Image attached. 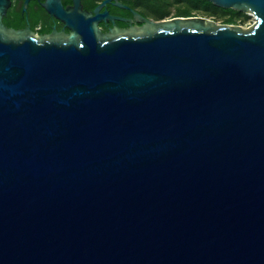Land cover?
I'll list each match as a JSON object with an SVG mask.
<instances>
[{
  "label": "water",
  "instance_id": "obj_1",
  "mask_svg": "<svg viewBox=\"0 0 264 264\" xmlns=\"http://www.w3.org/2000/svg\"><path fill=\"white\" fill-rule=\"evenodd\" d=\"M207 1L255 21L36 37L0 0V264H264V0Z\"/></svg>",
  "mask_w": 264,
  "mask_h": 264
},
{
  "label": "flooded vegetation",
  "instance_id": "obj_2",
  "mask_svg": "<svg viewBox=\"0 0 264 264\" xmlns=\"http://www.w3.org/2000/svg\"><path fill=\"white\" fill-rule=\"evenodd\" d=\"M154 0H10L3 23L11 29L27 31L36 37H67L73 30L56 12L76 7L97 16L101 33L112 39L139 35L154 15ZM98 11L96 12V9ZM163 19V18H162Z\"/></svg>",
  "mask_w": 264,
  "mask_h": 264
},
{
  "label": "rangeland",
  "instance_id": "obj_3",
  "mask_svg": "<svg viewBox=\"0 0 264 264\" xmlns=\"http://www.w3.org/2000/svg\"><path fill=\"white\" fill-rule=\"evenodd\" d=\"M153 12L158 18H171L175 17L177 14H182L181 12H188L192 16H203L211 18L218 23H226L225 21L232 16L231 13L225 12L221 9H217L213 6H205L203 4H196L191 0H154L153 1ZM236 11V10H235ZM238 13L234 14V20L232 23L239 25L243 28H248L253 25L255 18L250 13H244L236 11Z\"/></svg>",
  "mask_w": 264,
  "mask_h": 264
},
{
  "label": "trees",
  "instance_id": "obj_4",
  "mask_svg": "<svg viewBox=\"0 0 264 264\" xmlns=\"http://www.w3.org/2000/svg\"><path fill=\"white\" fill-rule=\"evenodd\" d=\"M191 1H194L196 4H203V5H205V6H213V7H215V8H217V9H221V8H218L217 6H215L214 4H212L211 2H209V1H207V0H191ZM221 10H223V11H225V12H229V13H231L232 14V16L231 17H229L225 22L228 24V23H232V21L234 20V17H233V15L234 14H236V13H238V12H236L235 10H233V9H221ZM182 14H177L176 16H192L191 14H188V12H181Z\"/></svg>",
  "mask_w": 264,
  "mask_h": 264
}]
</instances>
